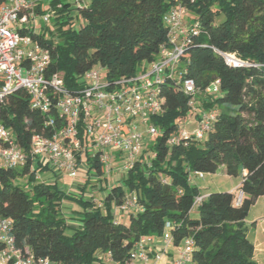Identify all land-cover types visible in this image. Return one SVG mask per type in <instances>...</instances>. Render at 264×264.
I'll use <instances>...</instances> for the list:
<instances>
[{
	"label": "trees",
	"instance_id": "1",
	"mask_svg": "<svg viewBox=\"0 0 264 264\" xmlns=\"http://www.w3.org/2000/svg\"><path fill=\"white\" fill-rule=\"evenodd\" d=\"M71 4L51 0V22L30 32L49 49L48 72L61 74L66 88L76 89L94 66L104 68L109 80L134 75L140 63L156 58L167 40L163 15L182 5L189 20L200 24L181 56L184 76L199 89L219 80L218 93L199 94L203 98L198 101L218 115L202 140L189 136L168 144L191 112L188 96L165 78L159 86L163 112L151 117L158 134L117 184L99 188L104 191L99 203L85 196V185L76 197L56 181L40 178L38 171L49 166L33 164L29 156L21 167H0V216L11 219L16 246L60 264H109L107 252L112 262L123 264L140 236H159L170 222L174 245L192 238L195 264H258L244 220L264 195V0H88L74 6V14ZM213 48L251 65L232 66ZM49 115L60 120L54 108L49 113L32 108L23 88L0 102V122L26 153L34 133H50L44 125ZM151 152L154 156L147 159ZM83 159L87 172L94 169L97 178L103 177L96 157L87 151ZM220 165L227 175L242 177L240 203L235 204L236 188L212 191L193 208L199 189L189 182L190 172L215 173ZM128 192L136 195L139 210L128 213L125 221L115 219L112 207ZM67 200L78 206L71 223L61 210ZM193 209L197 217L190 215Z\"/></svg>",
	"mask_w": 264,
	"mask_h": 264
},
{
	"label": "built area",
	"instance_id": "2",
	"mask_svg": "<svg viewBox=\"0 0 264 264\" xmlns=\"http://www.w3.org/2000/svg\"><path fill=\"white\" fill-rule=\"evenodd\" d=\"M47 1L44 10L42 0H5L0 4V102L17 88H23L30 106L49 113L54 108L60 120L51 115L44 125L50 133H34L30 139V150L24 152L15 141L13 132L0 122V167L18 168L31 158L33 164H47L56 174L68 179L78 175L80 160L88 151L101 164L102 176L109 177L114 171L126 173L137 161L148 142L158 134L151 117L163 112L159 86L165 78L172 79L188 96L191 116L177 128L168 144L192 136L202 140L212 128L218 115L215 108L203 109L197 103L199 94H216L219 80H214L204 89H199L191 78L184 76L185 67L182 53L192 35L200 32L197 21L187 19V10L177 5L162 17L167 27V40L159 47L155 59L138 65L134 75L109 80L105 69L94 66L87 70L78 82V87L69 90L61 74L49 73L51 60L49 49L33 39L31 31L39 25H48L53 17V8ZM83 0H74V6L83 5ZM40 8V12H36ZM219 52L225 62L232 66H249L247 61ZM264 68V64L260 65ZM194 118V126L187 129L185 124ZM154 156L147 154L149 159ZM33 164L30 168L33 169ZM80 166V167H79ZM87 164L85 168L87 171ZM204 172L193 171L192 177L203 178ZM206 194L193 197L192 207L196 208ZM243 191L235 192V204H239ZM115 219L120 213L139 210L134 192H128L119 205H115ZM173 224L166 222L159 236L142 235L133 245L130 258L123 264H195L192 259L193 240L183 238L173 244L170 232ZM106 260L110 263L109 252ZM0 264H60L48 258L35 257L32 251L16 246L12 235V221L0 216Z\"/></svg>",
	"mask_w": 264,
	"mask_h": 264
},
{
	"label": "crops",
	"instance_id": "3",
	"mask_svg": "<svg viewBox=\"0 0 264 264\" xmlns=\"http://www.w3.org/2000/svg\"><path fill=\"white\" fill-rule=\"evenodd\" d=\"M83 1L86 2L88 0H83ZM44 2H45V0H42V3H44ZM42 3H41V5H42ZM186 17H187V19H189V18H191V15H189V13H187ZM194 124H195L194 118H191L185 124V127L187 129H191L194 126ZM89 173H90V171L89 172L86 171V175L88 177H90ZM245 173H246V171L243 170L242 175H244ZM116 175H117L116 177L121 178L122 173L117 172ZM215 175H216V172L211 173V178L207 180V181H209V183L207 185L202 186L204 191L201 194L208 195L213 190H215V191H221V190L234 191L240 185L241 178H242L241 176L227 175L225 172V168H224L223 178H220V179H222L220 183L215 182V180H214ZM194 179L200 180V178L192 177L191 179H189V182L197 187L198 186L197 180L194 181ZM86 185H87V183L82 184V186H84V188H86ZM221 186H225V187H221ZM94 189L95 188H92L93 192H94ZM199 193H200V189H199ZM102 195L104 196V191H102ZM93 200H94V196H93ZM67 206H69V205H67ZM114 206L112 208H113V212L115 214ZM71 207H72V205H70V207H68V209ZM72 209L77 210L78 208L75 209V207H74ZM63 214L66 216V218L70 219L68 221L69 223L73 222V220L71 219L72 217L77 216L76 213H66L65 214V212H63ZM119 216L122 220L125 221L127 219L128 214L127 213H120ZM244 224H245V232H246L247 238L253 243V246H254L253 260L255 262H257L258 264H264V195L259 196L255 200L254 204L250 207V209L247 213V216L244 220ZM166 263H167V260L164 259L161 261L160 264H166ZM109 264H115V263H109Z\"/></svg>",
	"mask_w": 264,
	"mask_h": 264
},
{
	"label": "rangeland",
	"instance_id": "4",
	"mask_svg": "<svg viewBox=\"0 0 264 264\" xmlns=\"http://www.w3.org/2000/svg\"><path fill=\"white\" fill-rule=\"evenodd\" d=\"M70 1L72 2V4L69 6L70 14H74V12H75V10L73 9L74 0H70ZM46 6H47V1L42 3L41 9L44 10L46 8ZM36 12L38 13V11H36ZM222 18H223V15L219 14L218 19H222ZM201 98H203L201 95L197 96V98H196L197 103H198V101L201 102ZM151 140H153V139H151ZM85 163H86V160H81L79 162V165L81 166V168L78 170L77 177L73 180L68 179L64 174L54 175L51 167H49L45 170H42V171H38V174H39L40 178H44L45 180H49L52 182L56 181L59 187H61L62 189H64L68 193L71 191L69 194L72 196H76V197L78 196V193L80 192V187L82 186V184L86 183V180L88 179V183L86 185L84 194L86 197L94 196V202L98 203L101 201L102 196H103L102 190H100L99 188H103L104 186L106 187V186H112L114 184H117L120 180V177H116L117 175H116V172L114 171L113 173H111V175L108 178H105V177L97 178L95 176L94 169H92L90 171V173H89L90 177H88L86 175ZM223 174H224V165H220L216 171V175L214 176L215 182L220 183L222 180L220 178H223ZM210 178H211V173H205L204 177L200 178V180L194 179V181L197 180V184H198L197 187L200 189V194L203 193V191H204L202 186L207 185L209 183V181H207V180ZM24 187L27 188L26 186H24ZM221 187H225V186H221ZM92 188H95L94 192L92 191ZM213 191H215V190H213ZM67 205H69V206H67ZM70 205H72V207L68 209V207H70ZM74 207H75V209L78 208L76 203L72 200L63 201L61 203V208H62L61 210H62V212H65V214L66 213H74V211L72 209ZM190 215L192 217H197V215H198L197 210L193 209L191 211ZM69 220L70 219L67 218V221H69Z\"/></svg>",
	"mask_w": 264,
	"mask_h": 264
}]
</instances>
